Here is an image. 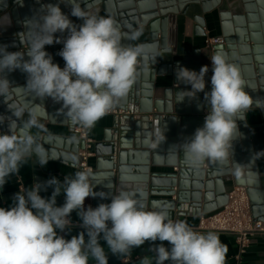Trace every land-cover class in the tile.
<instances>
[{"label": "clouds", "instance_id": "obj_1", "mask_svg": "<svg viewBox=\"0 0 264 264\" xmlns=\"http://www.w3.org/2000/svg\"><path fill=\"white\" fill-rule=\"evenodd\" d=\"M68 3L71 15L81 18L83 24L74 25L54 4L42 5L40 15L25 22L30 31L35 25L26 50L29 59H24L25 51L9 52L6 45L0 46V96L7 100L12 92H27L41 99L50 97L62 102L72 123L92 128L128 95L137 76L139 49L122 44L120 29L111 17L89 15L76 0ZM65 31L68 36L63 40L54 36ZM54 42L63 43L58 53L65 61L63 68L44 50ZM210 60L205 122L182 144L186 162L194 166L205 160L223 163L232 156V142L240 135L236 121L244 119L254 103L237 65L221 53ZM16 69L27 74L26 87H12L2 75ZM208 71L207 65L198 73L178 68V81L191 85V91L177 92L178 102L204 92ZM8 107L16 119L7 118L10 134L0 132V190L19 174L29 156L34 154L41 166L48 162L31 133L33 127H39L44 106ZM25 111L28 119L20 123ZM4 120L0 116V123ZM157 136L160 143L165 139L159 131ZM48 187L54 189L52 195L42 197L41 190ZM93 187L91 172L77 171L63 181L52 177L45 184L16 193L10 208L0 207V264H108V252L130 258L133 249L146 241L161 243L149 249L154 255L141 257L138 264H226L228 247L217 233L198 232L186 221L171 219L167 211L147 210L134 192L121 190L111 197V203L85 209L86 198L105 195L95 193ZM61 194L65 202L57 206ZM73 212L83 231L69 239L61 233L70 231ZM165 241L170 248L164 246Z\"/></svg>", "mask_w": 264, "mask_h": 264}, {"label": "water", "instance_id": "obj_2", "mask_svg": "<svg viewBox=\"0 0 264 264\" xmlns=\"http://www.w3.org/2000/svg\"><path fill=\"white\" fill-rule=\"evenodd\" d=\"M76 3L89 15L104 13L111 17L120 29L121 42L125 46L133 47L131 34L140 26L149 27L150 31V42L139 45L140 65L137 66L135 82L128 95L117 103L119 108H125L129 103L139 105L140 114L136 117L127 114L115 116L114 124L105 137V147L97 161L96 171L91 172L92 179H106L108 203H111V197L116 192L128 191L125 182L130 181L133 184L131 188L137 190V198L146 205L147 210L167 211L172 217L171 211L176 209L183 213V205L188 203L193 211L201 206L204 213H211L228 202L225 187V177L228 176L232 177L233 185L247 187L253 203L261 184L258 158L264 157V0H76ZM46 4L59 5L74 25L83 24L81 18L71 15L72 6L68 0H0V46L6 45L9 52L25 51L24 59H29L26 50L35 25L30 31L25 22L39 16L41 6ZM191 4H199L204 13H211L214 9L219 11L223 42L212 51L205 48L202 54L196 50L193 57L186 56L181 61L168 64L174 83L180 86H156L158 75H166L158 67L159 46L162 47L160 52L172 51L167 47L176 45L177 15L187 13ZM256 5L260 7L259 14ZM259 18L262 24H259ZM200 26L205 28L206 21H200ZM54 36L63 40L68 32H57ZM62 48L63 43L54 42L44 49L61 68L65 66V61L58 55ZM148 50L155 54L152 59L147 54ZM225 50L229 51L232 60H239L243 64L248 94L254 103L244 119L236 121L240 135L232 142V156L223 163L205 160L199 166H194L186 162L182 144L205 122L204 94L197 92L194 97L186 96L178 102L177 92L191 91V85L178 81L176 73L181 67L198 73L206 65L199 61V57L210 58L217 53L227 57ZM253 62L259 74L258 81L254 79ZM207 66L208 69L212 68ZM2 75L12 87H26L27 74L20 69L11 72L5 70ZM35 103L42 104L52 119L55 114L65 113L62 102H55L50 97L41 99L27 92L20 95L12 92L7 100L0 96V116L5 117L0 127L7 128L9 132L7 118L16 119L8 104L31 107ZM252 111H258L260 117L257 118ZM45 113L42 117H45ZM27 114L25 111L20 123ZM254 118L259 120L252 123ZM153 126L156 129L153 130ZM154 131L164 133L165 139L161 143ZM36 137L44 150L53 146L58 154V149L62 148L79 156L80 149L85 145L83 140H77L80 145L70 148L68 142L64 144L61 139L53 143L48 136L37 134ZM164 165L179 166V171H159L158 167ZM202 190L205 191L204 195ZM175 195L176 200L166 202L149 198ZM253 213L256 215L255 210Z\"/></svg>", "mask_w": 264, "mask_h": 264}, {"label": "crops", "instance_id": "obj_3", "mask_svg": "<svg viewBox=\"0 0 264 264\" xmlns=\"http://www.w3.org/2000/svg\"><path fill=\"white\" fill-rule=\"evenodd\" d=\"M257 14L260 12V7L256 5ZM259 11V12H258ZM107 17L104 13L98 15ZM206 21L207 27V34L212 36H219L222 37V28H221V19L219 16V11L214 9L211 13H204L201 9L199 4H191L187 13L180 12L177 15V35H176V45L167 47L172 49L171 52H160L161 46H159V52L157 53V60H158V67L161 73L166 72V75H158L156 80V86H180L179 84L174 83L173 81V73H169L168 71V64H172L176 61L183 60L186 56L193 57L195 55V51L199 50L202 54L205 49L204 44V27L200 26V21ZM259 24H262V20L258 19ZM166 37L169 38V31L168 26L166 28ZM131 42L133 48H138L140 44H146L150 42V31L149 27L140 26L138 29L132 32L131 34ZM167 46V45H166ZM228 54V61L237 65L241 71V75L245 80L246 86L245 91L248 93L249 88L247 85V78L245 77L243 64L239 60H232L228 50H225ZM150 59L154 57V53L151 50L147 51ZM213 56V55H211ZM199 61H203V64L211 65L210 58H202L199 57ZM140 65L139 55L137 58V66ZM255 72L257 71L256 67ZM256 74V73H255ZM212 75V68L209 69L208 73L206 74V87L203 92H208L211 90L210 85V78ZM256 78L259 77V74L255 75ZM189 87V86H188ZM191 87V86H190ZM189 87V88H190ZM36 104V103H35ZM139 107V105H138ZM204 108L205 112H207V102L204 99ZM204 112V113H205ZM252 113H254L252 111ZM259 112H255L253 115L256 117H260ZM47 111L45 113V117L39 118V127H33L31 129V133L36 136H48L53 143L57 139H61L62 143L68 142V146L78 147L80 142L77 140H81L75 132V127L79 124H74L67 118L65 113L55 114L54 118L52 119L49 117V114L46 116ZM116 114L111 112L106 114L102 117L94 127L88 129L89 136L94 140L92 145L93 156L89 160V164L93 167V171H96L97 161L100 159L101 153L103 148L105 147V137L110 132V127L114 124ZM152 118V116H151ZM28 119V114L25 115V120ZM259 119H253L252 123L257 122ZM156 129V126H153V130ZM0 132L9 133L7 128L0 127ZM154 134H157L154 131ZM54 147H50L49 149L45 150V158L48 159L47 164L41 166L37 163V157L33 154L27 158V162L25 165L20 169L18 175L12 176L8 182L4 185L3 189L0 190V207L10 208L13 204V197L19 191H23L25 188H30L34 184H45L49 179L52 177H56L57 179L63 181L65 176H71L77 171H86L84 170L78 162L79 156L77 154L72 153L71 151H66L62 148L58 149L59 154L55 151ZM79 154V153H78ZM157 168H152V170H156ZM159 171H169V172H178L179 166H162L158 167ZM258 174L260 179V188L257 189L258 194L253 199L252 207L253 210L256 211V218L264 220V157L258 158ZM232 177L228 176L225 177V187L227 188L228 192L235 186L232 183ZM134 182V181H133ZM92 183L94 185L93 191L97 194L104 193L105 195L101 197L100 195H96L95 197L90 196L85 199L84 207L87 209L89 206L92 208H96L100 203H108V198L106 195V191L109 189L108 185L106 184V179L103 177H97L92 179ZM127 185L126 189L128 191L134 192L136 196L139 194L137 190H135L131 186L133 185L132 182L128 181L125 182ZM52 187H48L47 190H41L40 195L42 197L48 198L52 195L53 192ZM215 190V189H214ZM213 190V191H214ZM204 195L205 191H201ZM118 192H116V195ZM150 199H157L161 202L169 201V200H176V195L173 197L167 196H150ZM203 200V199H202ZM65 202V197L63 194L56 198L57 206H62ZM204 201H202L203 203ZM184 211L180 213L176 209L171 211V219L173 218H181L182 220L186 221L189 225H196L199 221V218L203 214H211V213H204L203 207H197L195 211L192 210V207L189 206L188 203H184ZM71 219L73 224L71 226L70 231L66 230L61 235H64L66 238H71V235H76L80 231H83V228L80 227V220L79 217L75 212L72 213ZM207 233V232H204ZM217 233V232H215ZM225 245L228 247V253L226 257V264H236V255L238 252V246L236 243L235 236L229 233H217ZM87 239V237H86ZM161 242H151L146 241L141 247L135 248L132 251L131 257H118L113 255L111 252H108V264H138L141 257L145 255H154L149 251L150 248L159 245ZM166 248H170L171 246L168 244L167 241L163 242ZM101 245L106 248L107 246L103 240H101ZM90 264H94V262H90ZM165 264H169V262H165ZM241 264H264V233L257 234L252 238V241L247 248L246 252L242 255Z\"/></svg>", "mask_w": 264, "mask_h": 264}, {"label": "built area", "instance_id": "obj_4", "mask_svg": "<svg viewBox=\"0 0 264 264\" xmlns=\"http://www.w3.org/2000/svg\"><path fill=\"white\" fill-rule=\"evenodd\" d=\"M203 30L205 48L212 51L216 45L223 42V38L207 34V27ZM111 112L116 115L127 114L135 117L140 114L138 105L134 103H129L125 108H119L116 104L109 113ZM206 115L207 112L204 113V119ZM88 129L78 125L75 127V132L85 143L84 148L79 151V165L84 170L92 172L94 169L89 164V160L94 154L92 150L94 140L89 136ZM173 220L182 219L173 218ZM190 226L202 233L212 231L234 235L238 246V252L235 256L236 264H241L242 255L249 247L252 238L257 234L264 233V220L254 216L251 198L245 186H234L228 192V202L223 207L211 214L201 215L198 223Z\"/></svg>", "mask_w": 264, "mask_h": 264}, {"label": "bare ground", "instance_id": "obj_5", "mask_svg": "<svg viewBox=\"0 0 264 264\" xmlns=\"http://www.w3.org/2000/svg\"><path fill=\"white\" fill-rule=\"evenodd\" d=\"M234 27H235V26L233 25V27H232V28H233V29H232L233 31H234ZM166 40H167V42H168V37H167ZM219 44H222V42L219 43ZM236 45H238V44H236ZM232 50H233V49H232ZM235 51H236V50H235ZM251 64H252L254 67H256V63H255V62H253V63H251ZM253 72H254V74H255V73L258 74L257 71L255 72V68H253ZM256 74H255V75H256ZM258 78H259V77H258ZM258 78L254 77V79H256L257 81L259 80ZM258 86H260V85L258 84ZM258 89H259V87H258ZM260 93H261V91H260ZM230 164H231V163H230Z\"/></svg>", "mask_w": 264, "mask_h": 264}]
</instances>
